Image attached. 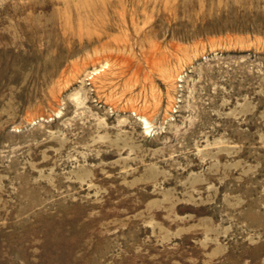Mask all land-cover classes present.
Masks as SVG:
<instances>
[{
  "label": "rangeland",
  "instance_id": "rangeland-1",
  "mask_svg": "<svg viewBox=\"0 0 264 264\" xmlns=\"http://www.w3.org/2000/svg\"><path fill=\"white\" fill-rule=\"evenodd\" d=\"M0 264H264V0H0Z\"/></svg>",
  "mask_w": 264,
  "mask_h": 264
},
{
  "label": "bare ground",
  "instance_id": "bare-ground-1",
  "mask_svg": "<svg viewBox=\"0 0 264 264\" xmlns=\"http://www.w3.org/2000/svg\"><path fill=\"white\" fill-rule=\"evenodd\" d=\"M106 61V60H105ZM103 67H107V66H109V62L107 61V62H105V64H103L102 65ZM100 69V68H99ZM100 71H101V69L100 70H98V68L97 69H95L93 72V74L95 75V74H98V73H100ZM142 118V120H143V123L144 124H146V126H147V128H149L150 127V125H151V122H150V120L148 119V117L147 116H142L141 117Z\"/></svg>",
  "mask_w": 264,
  "mask_h": 264
}]
</instances>
